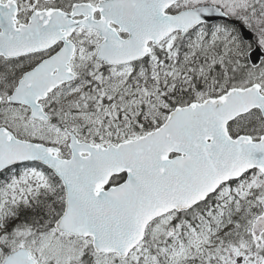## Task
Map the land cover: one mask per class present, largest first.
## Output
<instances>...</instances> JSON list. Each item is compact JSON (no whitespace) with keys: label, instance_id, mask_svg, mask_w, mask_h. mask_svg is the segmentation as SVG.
Listing matches in <instances>:
<instances>
[{"label":"snow or ice","instance_id":"6c2138e0","mask_svg":"<svg viewBox=\"0 0 264 264\" xmlns=\"http://www.w3.org/2000/svg\"><path fill=\"white\" fill-rule=\"evenodd\" d=\"M0 264H264V0H0Z\"/></svg>","mask_w":264,"mask_h":264}]
</instances>
